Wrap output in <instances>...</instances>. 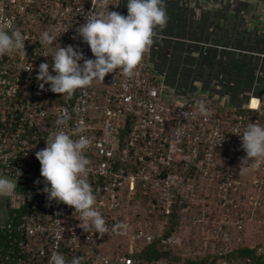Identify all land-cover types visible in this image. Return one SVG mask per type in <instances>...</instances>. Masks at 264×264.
Masks as SVG:
<instances>
[{"label": "built area", "instance_id": "1", "mask_svg": "<svg viewBox=\"0 0 264 264\" xmlns=\"http://www.w3.org/2000/svg\"><path fill=\"white\" fill-rule=\"evenodd\" d=\"M101 3L0 0V27L10 23L27 39L24 55L0 57V175L19 183L23 207L32 204L19 221L14 214L0 228L8 238L0 245V264H49L57 251L69 264L73 257L81 264H185L143 256L155 240L164 252L183 249L181 236L163 238L173 217L182 220L176 230L185 228L191 237L184 257L207 264H255L239 258L238 251L264 255V164L242 166L246 153L236 133L250 123L264 125V108L227 110L210 96H172L150 69L148 51L133 76L117 70L71 97L51 92L49 85L39 87L40 64L52 63L43 56L48 49L39 42L41 34L55 31L61 46L78 45L94 59L77 29L101 10ZM108 3L122 14V0ZM201 99L210 117L200 115ZM64 112L71 116L66 130H79L74 138L91 139L87 179L109 228L105 234L85 232L73 207L49 201L43 192L36 152L46 147ZM38 184L42 188L33 200ZM136 198L146 200L144 214L127 212ZM121 223L126 232H113Z\"/></svg>", "mask_w": 264, "mask_h": 264}, {"label": "clouds", "instance_id": "2", "mask_svg": "<svg viewBox=\"0 0 264 264\" xmlns=\"http://www.w3.org/2000/svg\"><path fill=\"white\" fill-rule=\"evenodd\" d=\"M112 7L108 0H102L101 10L88 17L77 29L79 37L90 47L94 59L86 58L78 45L61 46L58 43L61 35L55 31L46 30L41 34L39 42L48 49L43 56L52 58L51 65L41 63L39 66L37 80L41 89L49 85L51 92L71 97L76 90L102 81L117 70L118 74L123 73L126 77L134 75L154 43L156 29L168 23L166 0H127L126 16L111 11ZM25 40L24 34L12 29L10 23L0 27V57L13 53L24 55ZM197 107L201 116H211L205 100H198ZM70 120L67 112L59 115L56 129L45 139L46 147L36 152L44 178L43 192L49 201L73 207L79 213V226L85 232L94 229L100 235L105 234L109 228L95 207L97 198L87 179L91 161L85 153L91 139L83 135L74 138L79 130H66ZM236 134L240 135L241 147L246 153L242 166L259 168L264 164V125L250 123L242 134ZM16 197L17 182L0 175V198L11 201ZM117 230H122L119 234H124L127 225L117 224L112 231ZM49 264L69 262L64 254L57 251L51 254ZM71 264H81V258L73 257Z\"/></svg>", "mask_w": 264, "mask_h": 264}, {"label": "crops", "instance_id": "3", "mask_svg": "<svg viewBox=\"0 0 264 264\" xmlns=\"http://www.w3.org/2000/svg\"><path fill=\"white\" fill-rule=\"evenodd\" d=\"M122 0V15H127ZM148 65L177 98L210 96L222 108H264V0H166ZM0 198V228L23 207Z\"/></svg>", "mask_w": 264, "mask_h": 264}, {"label": "trees", "instance_id": "4", "mask_svg": "<svg viewBox=\"0 0 264 264\" xmlns=\"http://www.w3.org/2000/svg\"><path fill=\"white\" fill-rule=\"evenodd\" d=\"M37 186H38V188H37L36 194L33 197V200H35L37 198L38 193L40 192V189L42 188L41 184H38ZM139 200L143 201L144 205H145L146 200L145 199H140V198H136L135 200L133 199L132 203L135 204V206H137V203H138L137 201H139ZM31 206H32V204L28 203L24 207H22L21 209L15 211L12 214V216L14 214H16V217H15L16 219H14V220H16V222L19 221V219L22 217V215H23V213L25 211L31 210ZM39 208H40V210H44L43 206H41ZM131 215H132V213H131ZM181 223H182V220H180L179 217H173L171 223L168 225V227L164 231V237L163 238H167V237L172 236V235H180L183 238L184 246H188L190 244V242H191L190 235L186 233L185 229H184L185 232H182V230L181 231H177L176 230V228L178 226H180ZM180 232H182L183 236H182V234ZM7 240H8V238L5 235V233H3L0 230V245H2L3 242H5ZM92 249H93V247H92ZM178 255L179 254H178V252L176 250H174V252H172V253L171 252H169V253L168 252H164L163 249L161 248L160 240H155L153 245L149 246L143 252V256L148 261H153V260H158V259H161V258H165V259H168L170 262L182 261L183 260L185 262V264H207V260L206 259L201 260L199 262H196L192 258H187V257L181 258ZM238 257L242 258V259L246 258V257H249V258H251L254 261L255 264H264V255L261 256V257H257L255 252L252 251V250H246V249L245 250H239L238 251Z\"/></svg>", "mask_w": 264, "mask_h": 264}, {"label": "rangeland", "instance_id": "5", "mask_svg": "<svg viewBox=\"0 0 264 264\" xmlns=\"http://www.w3.org/2000/svg\"><path fill=\"white\" fill-rule=\"evenodd\" d=\"M250 1H255V2H257V0H250ZM138 203H137V206H135V204H130L127 208H126V210H127V212L129 213V214H133L134 212H138L139 214H144V212H145V210H146V208H145V205H144V202L143 201H137ZM146 204V203H145ZM131 212V213H130ZM156 221V220H155ZM157 226H160V225H157ZM161 227V226H160ZM183 230H182V232H185L184 231V229L185 228H182ZM182 232H180L181 234H182ZM187 234H189L188 232H186ZM178 236H180V235H178ZM182 236H183V234H182ZM186 236V235H185ZM185 239V238H184ZM186 249H188V247H186V246H184L183 247V249L182 250H180L179 251V255L178 256H180L181 258H183L184 256H186Z\"/></svg>", "mask_w": 264, "mask_h": 264}]
</instances>
